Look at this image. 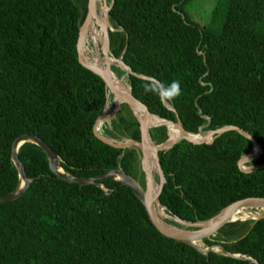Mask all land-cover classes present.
Listing matches in <instances>:
<instances>
[{
    "label": "trees",
    "instance_id": "trees-1",
    "mask_svg": "<svg viewBox=\"0 0 264 264\" xmlns=\"http://www.w3.org/2000/svg\"><path fill=\"white\" fill-rule=\"evenodd\" d=\"M188 1L113 0L109 10L111 52L136 74L164 84L179 81L182 94L168 103L175 111L144 93L146 78L116 64L111 70L125 76L132 95L151 113L173 122L177 114L189 133L200 126L240 127L262 149L244 165L264 164V0H224L221 8L217 1L206 23L188 18ZM87 2L0 0V195L17 186L11 144L23 133L48 144L70 175L122 168L143 185L139 149L114 147L93 132L107 89L78 60ZM172 127L178 139L181 133ZM148 133L157 145L169 137L164 125ZM101 135L141 139L127 104L103 123ZM252 150V142L236 130L209 143L179 139L158 150L165 177L160 205L195 222L234 201L264 198V168L245 172L238 166ZM18 157L30 183L16 200L0 203V264H256L248 257L264 264V218L228 222L202 241L240 257L203 254L162 235L119 180L99 181L102 187L62 181L31 142L19 147Z\"/></svg>",
    "mask_w": 264,
    "mask_h": 264
},
{
    "label": "water",
    "instance_id": "water-1",
    "mask_svg": "<svg viewBox=\"0 0 264 264\" xmlns=\"http://www.w3.org/2000/svg\"><path fill=\"white\" fill-rule=\"evenodd\" d=\"M102 5L105 6V11L103 12V23H102L103 25H101V30H102L101 54L103 57V62H101L99 65H93L91 61L87 60L86 56L81 51V38L83 34L86 32L87 26L90 23V21L96 17L97 0H88L87 2V12L79 28V35L77 41L78 60L87 69L99 75L104 81L106 89L110 90L112 93L115 94L117 90L120 89V86L115 85L113 83V79L110 77L111 74L113 73L111 71V64H116L120 66L121 68L125 69L126 73L137 75L142 78H147V76L134 73L129 68V66L123 62L121 57L117 58L111 52L108 30H112L109 23V10L113 5V0H110L108 3L105 0H102ZM182 18L184 19L183 15ZM121 92L123 94V99L121 103H125L128 105L132 114L136 117V119L139 122L141 139L139 141L132 139L117 141L113 139H107L101 136L96 129V124L100 117H98L95 121V124L93 126V132L95 136H97V138L114 147L126 148L129 146H134L137 149H139L141 153V168L144 173V181H145L144 187L141 186L136 179L125 173L122 168L112 169L105 173L92 177H78V176L70 175L63 171L59 163L60 160L59 156L53 152V150L50 148L48 144H46L41 138H39L36 135L23 133L17 136L12 141L11 144V160L18 172V183L16 188L12 192L6 195H0V203L16 200L29 186L30 180L27 178L25 169L18 157V149L25 142H31L37 145L38 147H40L45 152L48 158L50 170L55 174V176L58 179L66 182L76 183L78 185L93 184V185H98L100 187H102V184L99 181L106 179L119 180L120 185L127 186L128 188H130L133 194L137 197V199L143 204L149 220L162 235L180 241L184 244L190 245L191 247L195 248L196 250H198L203 254H208V252L210 251H216V252H221L224 255H228L232 257H240L239 254H231L228 251L224 250L219 245L202 247L200 244L202 243L204 238H209L210 236L215 235L217 230L228 222H232L236 220H245V219L256 220V219L264 218V211L261 212L256 217L232 218L234 213L238 212L239 210L242 211L245 210L249 214L253 213L255 210H259V211L264 210V198L246 197L234 201L229 205L223 207L218 213H216L215 215L204 221L191 222V221L182 220L176 216H172L171 214H169L168 217L165 218H169L172 221L179 223L181 226H176L171 223H168L166 220H164L165 219L164 217L162 218V216H160L155 211L153 205V204L160 205L158 197L165 181L164 172L159 163L157 152L160 149H167L171 147L179 139H186L187 141L195 144L209 143L217 135L225 131L236 130L237 132H239L240 134H242L244 137L248 138L252 142L253 145L252 152L249 154L242 155L238 160V166L242 171L251 172L260 168H264V164L252 165L248 167L244 165L246 161H250L258 157V155L262 151L260 145L254 140L253 137H251V135H249L247 132L242 130L240 127L234 125H224L214 130H203V127L200 126L198 129V133L196 134L189 133L184 130L181 120L177 114H176V122L162 118L158 115L151 113L145 104L138 101L132 95L129 87L127 91H121ZM164 105L168 109L175 111V109L171 105L169 104H164ZM118 110H119V105H117L116 110L113 112V115ZM110 117L103 119V122L108 121ZM158 125L166 126L168 132H169V128L171 126H174L180 131L181 136L178 139L171 140L170 139L171 135L169 132L168 139L163 143L157 145L151 140L148 130L149 128ZM195 135H200L201 139L193 138L192 136ZM150 158H152V161L154 162L156 167V171L159 175V184L157 189L155 190V194L152 196L149 194V187L153 185L154 177H153V169L150 164ZM56 163H58L61 170L55 167ZM162 207L165 209L164 206ZM248 259L258 264L254 259L250 257H248Z\"/></svg>",
    "mask_w": 264,
    "mask_h": 264
},
{
    "label": "bare ground",
    "instance_id": "bare-ground-1",
    "mask_svg": "<svg viewBox=\"0 0 264 264\" xmlns=\"http://www.w3.org/2000/svg\"><path fill=\"white\" fill-rule=\"evenodd\" d=\"M98 2H99V0H97L96 17L90 21V23L87 26L86 32L83 34V36L81 38V51L86 56L87 60L91 61V63L93 65H99L101 62H103V57L101 54V43H102L101 25H103L102 24L103 23V12L105 11V6L102 5V2H101V4H98ZM99 7H100V9H99ZM88 42L92 46L90 45V47H89ZM110 77L113 79V83L115 85L120 86V89H118L119 92L117 90V92L115 94L107 89L106 104L103 107L101 114L99 116L100 118L97 122V127H98V131H99L98 133L100 135H101V126L103 125L104 122H106V121L103 122V119L108 118L111 111L113 114V112L116 110L117 105H119V107H120V104H122L121 102L123 99V94L121 91H127V89H128V84L126 82L125 76H122L118 80V78L115 76V73L113 72ZM169 132L171 135V140H174L175 139V133H174V129L172 126L169 128ZM192 137L195 139H201L200 135H195ZM150 164H151L153 172H154V175H153L154 183H153V185H151L149 187V194L152 196L155 194V190L158 187L159 175L156 171V167H155L154 162L152 161V158H150ZM55 167L57 169L61 170L58 163L55 164ZM153 205H154L155 211L160 216H162V218L168 217V214L165 212L164 208L161 205H159V204L158 205L153 204ZM263 211L264 210H260V211L255 210L253 213L249 214V213L243 212L242 210H239L238 212L234 213L232 218L256 217ZM200 245L202 247H204V245H202V244H200Z\"/></svg>",
    "mask_w": 264,
    "mask_h": 264
},
{
    "label": "clouds",
    "instance_id": "clouds-1",
    "mask_svg": "<svg viewBox=\"0 0 264 264\" xmlns=\"http://www.w3.org/2000/svg\"><path fill=\"white\" fill-rule=\"evenodd\" d=\"M142 87L146 95L154 94L161 104H168L182 94L180 82L177 80L164 84L154 77H147Z\"/></svg>",
    "mask_w": 264,
    "mask_h": 264
},
{
    "label": "rangeland",
    "instance_id": "rangeland-1",
    "mask_svg": "<svg viewBox=\"0 0 264 264\" xmlns=\"http://www.w3.org/2000/svg\"><path fill=\"white\" fill-rule=\"evenodd\" d=\"M105 1L108 3V0H105ZM217 1L218 2L221 1V2H219L220 8H221L224 0H189L184 5V11H185L186 15L188 16V18L191 19L192 21L197 22V23H206L209 21L210 12H211L213 6L216 4ZM101 2H102V0H99L98 4H101ZM99 9H100V7H99ZM219 16H218V18H219ZM110 116H113L112 111H111L109 117ZM170 139H171V137H170ZM245 166L248 167V165H245ZM143 183H144V181H143ZM141 186H143V185H141ZM243 212H246V211L243 210ZM167 214L169 215V213H167ZM164 220L170 221L171 219L165 218ZM201 244L204 245L203 242Z\"/></svg>",
    "mask_w": 264,
    "mask_h": 264
},
{
    "label": "flooded vegetation",
    "instance_id": "flooded-vegetation-1",
    "mask_svg": "<svg viewBox=\"0 0 264 264\" xmlns=\"http://www.w3.org/2000/svg\"><path fill=\"white\" fill-rule=\"evenodd\" d=\"M140 162H141V156H140ZM142 169V168H141ZM153 175H154V172H153ZM143 181H144V177H143ZM144 185H145V181H144V183H143V187H144Z\"/></svg>",
    "mask_w": 264,
    "mask_h": 264
}]
</instances>
